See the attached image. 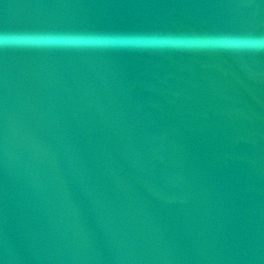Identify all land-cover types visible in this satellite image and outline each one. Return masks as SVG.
I'll list each match as a JSON object with an SVG mask.
<instances>
[{"label": "water", "instance_id": "water-1", "mask_svg": "<svg viewBox=\"0 0 264 264\" xmlns=\"http://www.w3.org/2000/svg\"><path fill=\"white\" fill-rule=\"evenodd\" d=\"M0 264H264V0H0Z\"/></svg>", "mask_w": 264, "mask_h": 264}]
</instances>
